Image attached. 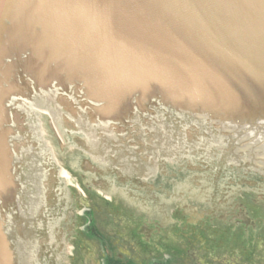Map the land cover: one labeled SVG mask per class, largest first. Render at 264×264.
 Instances as JSON below:
<instances>
[{
    "label": "water",
    "instance_id": "obj_1",
    "mask_svg": "<svg viewBox=\"0 0 264 264\" xmlns=\"http://www.w3.org/2000/svg\"><path fill=\"white\" fill-rule=\"evenodd\" d=\"M38 112L57 141L54 123L75 131L89 184L123 198L126 175L148 182L159 155L257 162L264 0H0V264H32L47 228Z\"/></svg>",
    "mask_w": 264,
    "mask_h": 264
},
{
    "label": "flooded vegetation",
    "instance_id": "obj_2",
    "mask_svg": "<svg viewBox=\"0 0 264 264\" xmlns=\"http://www.w3.org/2000/svg\"><path fill=\"white\" fill-rule=\"evenodd\" d=\"M71 155L66 149L59 156ZM259 159L169 155L148 182L126 175L137 191L123 198L108 188V200L78 173L89 195L45 199L50 220L37 234L33 264H264V156ZM146 189L156 193L151 201ZM102 208L112 215L104 218L109 229L99 226Z\"/></svg>",
    "mask_w": 264,
    "mask_h": 264
},
{
    "label": "rangeland",
    "instance_id": "obj_3",
    "mask_svg": "<svg viewBox=\"0 0 264 264\" xmlns=\"http://www.w3.org/2000/svg\"><path fill=\"white\" fill-rule=\"evenodd\" d=\"M42 120V124H43V126H44V130H45V133L48 135L49 134V131H48V127H47V122H46V120H47V117H45V118H41ZM55 124V123H54ZM44 133V136L46 135ZM45 136V138H46V140L48 141V143H49V146H50V148H54V143H52L51 141H50V138L48 137V136ZM55 148H56V151L58 150V147L57 146H55ZM61 160V162H62V164L64 165V167H66L67 166V168L69 169V170H71V169H73V171L71 170V177L70 178H68V182H70V183H72L73 184V191L75 192L74 194H75V196H80V197H85V195L88 193V195H89V192H87L86 191V189H85V187L82 185V183L80 182V181H78L77 179H76V176H78V174H77V170L74 168V167H71L70 166V162H72V160L71 159H67V160H65L64 158H62V157H60L59 158V161ZM68 165H69V167H68ZM91 193H93V194H95L96 192L93 190V192H91ZM101 197V196H100ZM103 199V198H102ZM105 199H107V198H105ZM108 200V199H107ZM105 217H108V218H112V215L109 213V211H107V209H105V208H102V210H101V212L98 214V218H99V221H100V223H99V226H100V228H104V229H109V228H111L112 226H108L107 224H105L104 223V218ZM114 227H116V226H114Z\"/></svg>",
    "mask_w": 264,
    "mask_h": 264
},
{
    "label": "crops",
    "instance_id": "obj_4",
    "mask_svg": "<svg viewBox=\"0 0 264 264\" xmlns=\"http://www.w3.org/2000/svg\"><path fill=\"white\" fill-rule=\"evenodd\" d=\"M68 149H70L71 152H72V155H71V160H72L71 167H74L77 170V174L79 173V174H83L85 176L86 175L85 167H81L79 165L81 163L84 166V163L81 162V160H83V159H82V155H81L80 149L72 148V147H68ZM57 151H58L59 154L61 153V155H62L64 152H66V145L65 144H60L58 146V150ZM86 181H87V185H89L91 188L97 190L98 192L102 193L104 196H107L108 198L113 196L112 193H109V192H107V191H105L103 189H100V188H98V187H96L94 185L89 184L88 179H86Z\"/></svg>",
    "mask_w": 264,
    "mask_h": 264
},
{
    "label": "bare ground",
    "instance_id": "obj_5",
    "mask_svg": "<svg viewBox=\"0 0 264 264\" xmlns=\"http://www.w3.org/2000/svg\"><path fill=\"white\" fill-rule=\"evenodd\" d=\"M38 114H39V121H40V128H41V130H42V135H43V138H44V140L46 141V143L48 144V147L50 148V146H49V143H48V141L46 140V138H45V136L47 135L46 133H45V128H44V126H43V124H42V119L41 118H45V117H47L48 115H45V114H42V113H39L38 112ZM51 117V116H50ZM55 132L58 134V131H57V129H55ZM44 133L46 134L45 136H44ZM52 131H49V134L47 135L49 138H50V141L52 142V143H54V134H53V136H52ZM61 143H64V140L62 139V142ZM54 151L56 152V148H55V146H54V148H50V150L48 151V157H49V159L51 158V156H52V154H54V158H55V160H50V164H56V161H57V159H56V157H55V153H54ZM52 152V153H51ZM57 153V152H56ZM62 171H63V179H65L66 178V176H67V180H68V178H69V173H68V171L66 170V168H63L62 167Z\"/></svg>",
    "mask_w": 264,
    "mask_h": 264
}]
</instances>
